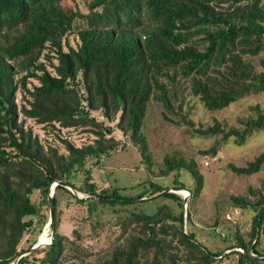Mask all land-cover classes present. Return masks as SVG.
Wrapping results in <instances>:
<instances>
[{"label":"trees","instance_id":"16d2710c","mask_svg":"<svg viewBox=\"0 0 264 264\" xmlns=\"http://www.w3.org/2000/svg\"><path fill=\"white\" fill-rule=\"evenodd\" d=\"M83 5L82 10L79 0H0V264H13L26 253L17 264H213L225 251L208 249L189 229L191 201L204 187L195 161L164 157L159 175L173 173L169 188L151 179L128 189L99 188L85 165L124 148L113 136L116 128L137 147L150 171L142 126L151 101L193 126L182 113L191 98L216 112L263 93L264 0H83ZM71 35L77 40L74 47ZM251 111L252 116L237 120L239 128L216 121L193 132L242 144L264 129V108ZM26 119L51 130L55 125L86 128L94 139L77 147L57 136L61 152L33 136ZM217 152L216 142L199 154L215 157ZM263 164L264 153L230 170L249 176ZM183 173L191 187L182 182ZM55 184L52 243L28 253L49 221L48 196ZM138 188V194H125ZM178 190L190 194L185 210L183 197L174 193ZM249 192L254 202L240 196L230 200L254 212L250 241L236 234L235 246L228 249L243 251L231 252L236 264H264L257 248L264 230V194ZM157 199L175 202L179 212L166 204L150 214L129 212L117 221L116 243L102 255L84 248L78 234L70 240L58 230L63 202L83 206L91 218L105 207L115 212ZM26 234L35 237L20 247Z\"/></svg>","mask_w":264,"mask_h":264},{"label":"rangeland","instance_id":"374dc122","mask_svg":"<svg viewBox=\"0 0 264 264\" xmlns=\"http://www.w3.org/2000/svg\"><path fill=\"white\" fill-rule=\"evenodd\" d=\"M79 1L83 10V0ZM69 42L74 47L77 40L71 35ZM252 60L256 59L253 58ZM30 86L28 85V87ZM188 91L189 89H186L187 93ZM188 99H185V103ZM16 102L18 105L24 103L23 95L20 92L17 93ZM254 106L264 108V92L241 99L226 109L216 112L207 111L199 105L195 98H191L189 103L182 108V113L186 114L193 124V126H189L181 120L180 116L166 112L158 103L151 101L147 106L142 126V133L146 138L150 155V171L143 163L137 147L116 128H114L113 136L120 141V145H123L124 148L110 152L98 161L89 159L85 168L90 170L92 180L99 188L115 186L128 189L147 182L149 179L169 188L174 177L173 173L165 178L159 175V171L164 168V157L182 159L186 162L195 161L199 173L204 178V187L191 201L192 225L189 229L195 233L198 241L208 249L225 251L223 256L218 257L213 264H236L237 255L232 254L233 251H243L240 248H228L235 246L236 234L246 243L250 241L249 235L254 212L249 207L242 209L233 205L230 197L240 196L254 202L256 197L249 192L250 189L264 194V164L258 173L249 176L236 175L231 172L230 165L244 167L264 153V129L251 134L242 144L236 143L233 139L222 141L219 137L200 136L194 133L193 129L212 126L216 121L229 128H239L240 124L237 120L252 116L251 107ZM92 115L103 120L99 112H94ZM20 119H22L21 115ZM111 126H113L112 123ZM25 128H30L32 135L38 137L40 142L56 146L61 152L63 149L57 136L68 139L77 147L89 144L94 139L92 134L85 132L86 128L64 129L55 125V128L51 130L45 129L30 119H26ZM216 142L218 143V152L215 157L199 154L200 151L209 149ZM81 177V173H78L75 184H80ZM181 179L186 186H192V180L184 173ZM141 190V188L132 191L126 190L125 194L135 195ZM168 191L170 192L171 189ZM184 193L179 192V195L186 197ZM79 196L83 197L81 194ZM151 198H157V196ZM189 202L190 197H188L187 206ZM163 204L168 205L173 212H179L175 202L157 199L154 202L141 203L139 201L131 206L116 207L115 212L105 207L98 216L93 215L88 218V213L83 206L75 204L73 201L69 204L63 202L59 208L58 230L60 234L70 240H74L78 234L84 248L102 255L116 243V239L120 235V228L117 226L118 220L123 219L129 212H138L139 210L150 214L156 207ZM47 212L45 209L46 214ZM48 224L49 221L41 234L37 236L36 243L44 234L50 240L52 231L47 226ZM215 236H219V238ZM33 237L26 234L20 247L26 248ZM259 239L260 244L257 248L264 253V230L262 229ZM37 257H42V254L37 255ZM69 263L70 261L65 264Z\"/></svg>","mask_w":264,"mask_h":264},{"label":"water","instance_id":"95a60500","mask_svg":"<svg viewBox=\"0 0 264 264\" xmlns=\"http://www.w3.org/2000/svg\"><path fill=\"white\" fill-rule=\"evenodd\" d=\"M56 186V184L55 185H53L52 187H51V190H50V194H49V196H48V202H49V214H50V218H49V224H51L52 223V216H53V202H52V196H53V193H54V187ZM66 188H68L74 195H76L78 198H81L80 196H79V194L75 191V190H73V189H71V188H69L68 186H65ZM167 192H169V191H167ZM170 192H173V191H170ZM179 192H186V193H184L185 194V196L186 197H183V204H184V210L186 209V207H187V201H188V197H189V193L187 192V191H185V190H178V191H174V193H176V194H179ZM49 224L47 225V226H49ZM52 240H53V237L51 236L50 237V243L49 244H51L52 243ZM42 246H44V245H41V244H39V242H37L29 251H28V253H31L32 251H34V250H36V249H38V248H40V247H42ZM27 254V253H26ZM25 254V255H26ZM23 256V255H22ZM22 256H20V257H18L17 259H16V261L13 263V264H17L18 263V260L22 257Z\"/></svg>","mask_w":264,"mask_h":264},{"label":"bare ground","instance_id":"6f19581e","mask_svg":"<svg viewBox=\"0 0 264 264\" xmlns=\"http://www.w3.org/2000/svg\"><path fill=\"white\" fill-rule=\"evenodd\" d=\"M186 193V192H185ZM49 239L46 237V235L44 234V235H42L41 237H40V239H39V244H41V245H47V244H49V241H48Z\"/></svg>","mask_w":264,"mask_h":264}]
</instances>
